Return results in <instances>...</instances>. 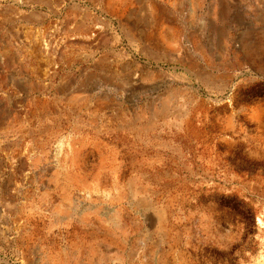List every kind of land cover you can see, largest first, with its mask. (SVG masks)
Segmentation results:
<instances>
[{"label": "rangeland", "instance_id": "1", "mask_svg": "<svg viewBox=\"0 0 264 264\" xmlns=\"http://www.w3.org/2000/svg\"><path fill=\"white\" fill-rule=\"evenodd\" d=\"M0 0V264H264V0Z\"/></svg>", "mask_w": 264, "mask_h": 264}, {"label": "built area", "instance_id": "2", "mask_svg": "<svg viewBox=\"0 0 264 264\" xmlns=\"http://www.w3.org/2000/svg\"><path fill=\"white\" fill-rule=\"evenodd\" d=\"M14 1H17V2L20 4V6L25 7L24 2H25L26 0H14Z\"/></svg>", "mask_w": 264, "mask_h": 264}]
</instances>
